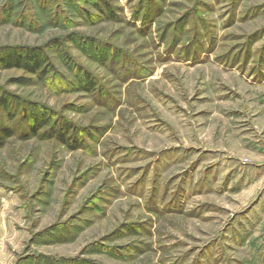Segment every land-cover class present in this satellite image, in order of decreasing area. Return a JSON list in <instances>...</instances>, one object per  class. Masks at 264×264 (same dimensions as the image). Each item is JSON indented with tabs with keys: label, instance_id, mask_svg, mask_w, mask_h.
Here are the masks:
<instances>
[{
	"label": "rangeland",
	"instance_id": "374dc122",
	"mask_svg": "<svg viewBox=\"0 0 264 264\" xmlns=\"http://www.w3.org/2000/svg\"><path fill=\"white\" fill-rule=\"evenodd\" d=\"M0 264H264V0H0Z\"/></svg>",
	"mask_w": 264,
	"mask_h": 264
},
{
	"label": "trees",
	"instance_id": "16d2710c",
	"mask_svg": "<svg viewBox=\"0 0 264 264\" xmlns=\"http://www.w3.org/2000/svg\"><path fill=\"white\" fill-rule=\"evenodd\" d=\"M110 10V7H108ZM111 11V10H110ZM114 17V14L111 13ZM45 51L43 49L30 48L21 54L10 53L1 59L4 66L17 67L18 69L24 70L30 75H38L41 78L47 73V70H43L45 67ZM43 70V71H42ZM35 122H38L35 119ZM55 132V130H53ZM62 130L59 131V137H63ZM11 137V136H8Z\"/></svg>",
	"mask_w": 264,
	"mask_h": 264
}]
</instances>
